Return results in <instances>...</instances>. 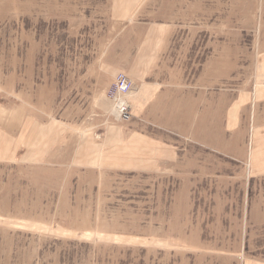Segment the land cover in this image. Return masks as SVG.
<instances>
[{"label":"rangeland","instance_id":"1","mask_svg":"<svg viewBox=\"0 0 264 264\" xmlns=\"http://www.w3.org/2000/svg\"><path fill=\"white\" fill-rule=\"evenodd\" d=\"M152 26L199 135L113 108ZM0 264H264V0H0Z\"/></svg>","mask_w":264,"mask_h":264},{"label":"crops","instance_id":"2","mask_svg":"<svg viewBox=\"0 0 264 264\" xmlns=\"http://www.w3.org/2000/svg\"><path fill=\"white\" fill-rule=\"evenodd\" d=\"M151 30L150 32L149 29L144 35L136 60L132 61L135 66L129 70V75L135 83L136 90L125 100L131 106L133 117L136 118L142 113L146 118H149V113L153 115L159 112L167 113L165 120L159 122L145 119L144 122L148 125L167 129L179 136L190 133L199 135L198 131L194 132L197 128L194 124V113L196 106L200 104V98H196L201 96L200 75L196 77L195 81L190 78L191 76L186 78L185 74H177L170 68L167 69L166 77L164 73L160 75L156 69V64L161 60L158 49L169 41L162 39L164 36L161 35L160 27L152 26ZM163 31H169V27L163 28ZM134 68L137 69L136 72ZM215 85L216 81L214 80L208 88H214ZM212 97V109L214 110L216 109V95H212ZM115 112L119 116L117 110ZM133 141L130 152L135 158L143 156L152 158L153 143L155 142L151 135L136 133Z\"/></svg>","mask_w":264,"mask_h":264},{"label":"built area","instance_id":"3","mask_svg":"<svg viewBox=\"0 0 264 264\" xmlns=\"http://www.w3.org/2000/svg\"><path fill=\"white\" fill-rule=\"evenodd\" d=\"M134 88V81L127 74L119 73L108 91L113 108L119 113L120 119L125 122L132 118L131 106L125 99L133 92Z\"/></svg>","mask_w":264,"mask_h":264}]
</instances>
